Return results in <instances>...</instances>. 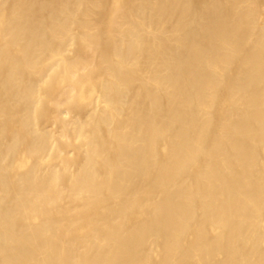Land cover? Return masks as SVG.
<instances>
[{
  "label": "bare ground",
  "instance_id": "6f19581e",
  "mask_svg": "<svg viewBox=\"0 0 264 264\" xmlns=\"http://www.w3.org/2000/svg\"><path fill=\"white\" fill-rule=\"evenodd\" d=\"M0 264H264V0H0Z\"/></svg>",
  "mask_w": 264,
  "mask_h": 264
}]
</instances>
